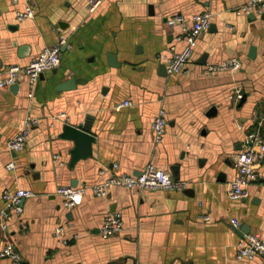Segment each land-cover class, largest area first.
<instances>
[{"label":"crops","instance_id":"0c3cea01","mask_svg":"<svg viewBox=\"0 0 264 264\" xmlns=\"http://www.w3.org/2000/svg\"><path fill=\"white\" fill-rule=\"evenodd\" d=\"M246 1L101 0L89 11V0H33L35 15L17 20L23 0H0V79L8 66L65 40L59 63L33 87L25 78L0 87V193L35 194L5 220L0 252L11 242L24 264H261L258 255L235 254L244 234L264 241V157L254 164L248 196H227L252 114L264 109V8L243 12ZM203 11L210 23L195 36L185 70H164L162 55L183 49L192 16ZM176 14L186 26L172 23ZM233 56L241 61L237 70L205 71L206 63ZM70 78L74 87H63ZM160 108L167 124L156 142L151 124ZM26 116L37 123L21 149L8 150ZM66 124L87 126L89 146L78 148ZM149 163L185 186L112 185L105 197L88 187L71 208L56 193L120 171L139 174ZM109 214H119L122 227L105 238L100 226ZM0 264L17 262L0 254Z\"/></svg>","mask_w":264,"mask_h":264},{"label":"built area","instance_id":"2783aa9c","mask_svg":"<svg viewBox=\"0 0 264 264\" xmlns=\"http://www.w3.org/2000/svg\"><path fill=\"white\" fill-rule=\"evenodd\" d=\"M101 0H89L88 10L94 11ZM23 7L15 12L17 20H24L31 18L35 15L33 0H23ZM264 8V0H247L240 10L243 12H261ZM211 13L203 11L192 16L190 20V29L184 38L186 44L179 52L169 51L162 55L164 64L168 72H178L185 70L186 63L192 52L194 38L202 30L206 29L210 23ZM172 23L186 26L187 20L180 15L176 14L172 18ZM65 40L61 38L57 44L44 47L40 53L33 57L27 64L24 65H10L5 71V76L0 79V87H8L13 83H19L21 79H27L31 87L34 86L38 76L45 69L53 68L60 61L59 50L61 44ZM241 65L238 57H230L226 60L216 63H206L205 71L209 73L220 72L223 70L235 71ZM236 100L242 98L240 89H236L232 94ZM129 100H125L116 104L115 108L128 105ZM64 115V114H61ZM254 128L249 130L243 139L242 147L236 156V174L230 180L227 188V196L231 199L247 197L249 191L248 184L256 179L254 172V164L264 157V109L254 111L251 117ZM37 123V118L34 116H26L22 126L16 133L6 141L8 150L16 151L23 147L26 137L31 128ZM167 114L164 108H160L158 113L152 120L151 128L153 138L159 142L166 130ZM54 160H59V155L53 156ZM118 168V164H113ZM14 166L12 162L6 164V168L10 169ZM112 185L126 187L128 189L138 188H153L164 187L168 189H182L185 182L173 178L172 174L164 169L157 168L152 163L147 164L139 174H129L120 171L117 174L111 175L102 182L95 183L90 186H71L62 185L56 188V193L62 197L63 206L71 208L76 204L79 198L85 193L89 187L96 196L105 197L108 189ZM35 196L31 190L16 188L15 190L4 189L0 193V198L3 200L4 205L0 210V230H6L5 220L11 213H20L22 211V201L25 198ZM204 220H208L207 214L203 215ZM231 223L234 227H239L240 222L237 218H231ZM122 221L119 214L107 215L101 226V235L105 238L110 237L121 230ZM62 226L56 228V233H61ZM0 254L2 256H9L17 262V264H24L21 260L20 254L14 249L13 244L8 242L5 244ZM256 255L260 256L261 264H264V241L257 233L244 234L243 238L237 243L235 257L237 260L247 258L252 259ZM232 264V263H226Z\"/></svg>","mask_w":264,"mask_h":264},{"label":"water","instance_id":"95a60500","mask_svg":"<svg viewBox=\"0 0 264 264\" xmlns=\"http://www.w3.org/2000/svg\"><path fill=\"white\" fill-rule=\"evenodd\" d=\"M254 47H251L249 55L254 54ZM110 59L113 60V56H109ZM164 70L166 69L165 64L162 66ZM12 85V84H11ZM17 85V83H16ZM63 87L67 88H73L74 87V80L73 78H70L68 82L62 85ZM70 135L72 139L75 141L76 146L79 147H88L91 141L93 140L92 134L89 133L88 127L85 125L80 126H74L71 124H66L65 126V135ZM77 149V148H76ZM176 170V168H174ZM175 178H177V175L174 174Z\"/></svg>","mask_w":264,"mask_h":264}]
</instances>
